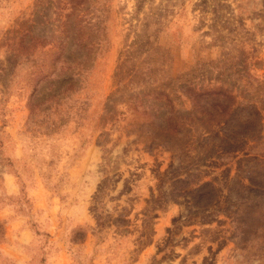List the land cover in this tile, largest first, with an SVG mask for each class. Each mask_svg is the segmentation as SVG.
I'll return each mask as SVG.
<instances>
[{
	"label": "rangeland",
	"instance_id": "obj_1",
	"mask_svg": "<svg viewBox=\"0 0 264 264\" xmlns=\"http://www.w3.org/2000/svg\"><path fill=\"white\" fill-rule=\"evenodd\" d=\"M0 264H264V0H0Z\"/></svg>",
	"mask_w": 264,
	"mask_h": 264
}]
</instances>
